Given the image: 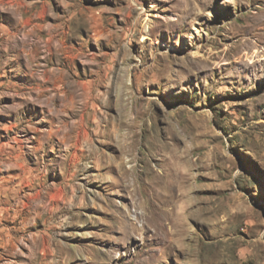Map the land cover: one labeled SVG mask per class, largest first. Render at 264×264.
<instances>
[{
	"label": "rangeland",
	"instance_id": "rangeland-1",
	"mask_svg": "<svg viewBox=\"0 0 264 264\" xmlns=\"http://www.w3.org/2000/svg\"><path fill=\"white\" fill-rule=\"evenodd\" d=\"M0 264H264V0H0Z\"/></svg>",
	"mask_w": 264,
	"mask_h": 264
},
{
	"label": "bare ground",
	"instance_id": "bare-ground-1",
	"mask_svg": "<svg viewBox=\"0 0 264 264\" xmlns=\"http://www.w3.org/2000/svg\"><path fill=\"white\" fill-rule=\"evenodd\" d=\"M125 218H126V217H125ZM131 224H132V226H135V222H132ZM136 226H137V225H136Z\"/></svg>",
	"mask_w": 264,
	"mask_h": 264
}]
</instances>
